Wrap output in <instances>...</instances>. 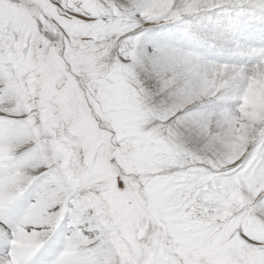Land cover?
<instances>
[{
	"label": "snow or ice",
	"instance_id": "6c2138e0",
	"mask_svg": "<svg viewBox=\"0 0 264 264\" xmlns=\"http://www.w3.org/2000/svg\"><path fill=\"white\" fill-rule=\"evenodd\" d=\"M0 264H264V0H0Z\"/></svg>",
	"mask_w": 264,
	"mask_h": 264
}]
</instances>
